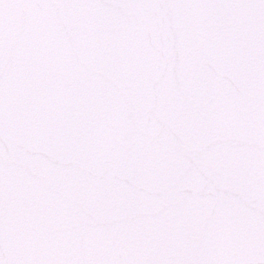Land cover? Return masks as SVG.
Segmentation results:
<instances>
[{
  "label": "snow or ice",
  "instance_id": "1",
  "mask_svg": "<svg viewBox=\"0 0 264 264\" xmlns=\"http://www.w3.org/2000/svg\"><path fill=\"white\" fill-rule=\"evenodd\" d=\"M0 264H264V0H0Z\"/></svg>",
  "mask_w": 264,
  "mask_h": 264
}]
</instances>
